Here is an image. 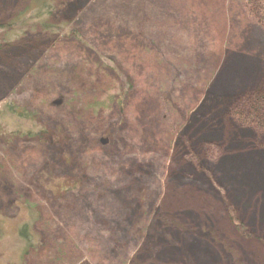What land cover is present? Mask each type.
I'll use <instances>...</instances> for the list:
<instances>
[{
  "label": "rangeland",
  "instance_id": "rangeland-1",
  "mask_svg": "<svg viewBox=\"0 0 264 264\" xmlns=\"http://www.w3.org/2000/svg\"><path fill=\"white\" fill-rule=\"evenodd\" d=\"M46 4L0 32V264H264V1Z\"/></svg>",
  "mask_w": 264,
  "mask_h": 264
},
{
  "label": "trees",
  "instance_id": "trees-1",
  "mask_svg": "<svg viewBox=\"0 0 264 264\" xmlns=\"http://www.w3.org/2000/svg\"><path fill=\"white\" fill-rule=\"evenodd\" d=\"M261 1H264V0H261ZM49 5L50 4H46V0H35L34 6L31 7V9L33 10H31L29 14H26L28 16L21 15V16L14 18L11 24H7L3 26L2 28H0V32L5 33L8 31V33L10 34L12 32H9V31L16 30L17 27L20 28L21 30V27H19L21 26V24L25 26V25H30L32 20L33 21H35L36 19L41 20L42 18H44V20L48 19L51 14V12L48 10ZM36 8H38V10ZM35 13H38V15ZM259 17H260L259 19L261 20L260 23L264 25V6L263 5L261 7V11H259ZM48 22L46 24H42V26L46 25V27H49L47 26ZM247 100H248L247 103H245V106H243V108L241 109L242 111L240 110L242 112L240 115L238 111H235L234 114H232L234 120L242 126V130L249 129V128H257V129L264 128V91L261 93H253L249 95L247 97ZM3 109H5L4 111L6 113H10L11 116L17 119L18 118L23 119L24 116H26V114H23V112H19V110H15L11 105L9 106L8 104H4ZM28 119L34 121V119H32L31 116H29ZM30 135H34L33 132H30ZM39 175H40L38 178L40 179L39 187L47 189L45 185L46 184L49 185L50 180L46 178V175L44 172L39 173ZM27 227L28 225H25L23 227L22 235L27 231Z\"/></svg>",
  "mask_w": 264,
  "mask_h": 264
},
{
  "label": "bare ground",
  "instance_id": "bare-ground-1",
  "mask_svg": "<svg viewBox=\"0 0 264 264\" xmlns=\"http://www.w3.org/2000/svg\"><path fill=\"white\" fill-rule=\"evenodd\" d=\"M248 84V83H247ZM224 86H225V84H223ZM228 85H230V83L229 84H227V86ZM246 85V84H245ZM248 97V96H247ZM245 100H247V99H245ZM248 101V100H247ZM247 101L245 102V103H247ZM245 103H244V101H243V99L241 100V102H240V105H242V107L240 106V108L237 106V108L235 109L236 111L237 110H240L241 108H243V106H245ZM232 111H234V110H232ZM229 112V111H228Z\"/></svg>",
  "mask_w": 264,
  "mask_h": 264
}]
</instances>
